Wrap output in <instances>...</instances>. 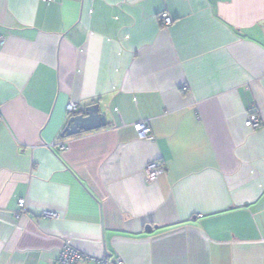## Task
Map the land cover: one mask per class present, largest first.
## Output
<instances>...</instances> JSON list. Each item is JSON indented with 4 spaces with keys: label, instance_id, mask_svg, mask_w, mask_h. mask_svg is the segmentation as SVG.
<instances>
[{
    "label": "crops",
    "instance_id": "obj_1",
    "mask_svg": "<svg viewBox=\"0 0 264 264\" xmlns=\"http://www.w3.org/2000/svg\"><path fill=\"white\" fill-rule=\"evenodd\" d=\"M0 36V264H264V0H0Z\"/></svg>",
    "mask_w": 264,
    "mask_h": 264
},
{
    "label": "built area",
    "instance_id": "obj_2",
    "mask_svg": "<svg viewBox=\"0 0 264 264\" xmlns=\"http://www.w3.org/2000/svg\"><path fill=\"white\" fill-rule=\"evenodd\" d=\"M48 2H52V0H46ZM161 21L165 26H170L173 22L171 18L167 14H163L161 16ZM0 44H3V38L0 36ZM187 91V88L184 89ZM78 110V107L74 103H70L67 106V111L69 114H73ZM246 127L252 130L259 129L261 127V120L256 114H251L247 121ZM151 135V129L146 123L139 124V137L141 139H149ZM58 151L60 154L66 151V145L60 144L58 145ZM166 172V167L160 161L153 162L148 165L146 168V176L149 182H156L164 173ZM19 208L20 212L17 215V218L20 217L22 213H26V201L19 200ZM43 217L46 219H56V215L48 212L43 213ZM86 258L82 253H80L77 249H75L71 244L65 243L57 257L56 261L53 264H79L81 260ZM87 259V258H86ZM98 264H122L120 259L116 260H99Z\"/></svg>",
    "mask_w": 264,
    "mask_h": 264
},
{
    "label": "water",
    "instance_id": "obj_3",
    "mask_svg": "<svg viewBox=\"0 0 264 264\" xmlns=\"http://www.w3.org/2000/svg\"><path fill=\"white\" fill-rule=\"evenodd\" d=\"M102 126H106L105 118L100 115L97 106L91 107L86 110L85 114L70 118L61 138H70L81 135L82 133L99 129ZM147 230L151 231V228L149 227Z\"/></svg>",
    "mask_w": 264,
    "mask_h": 264
}]
</instances>
